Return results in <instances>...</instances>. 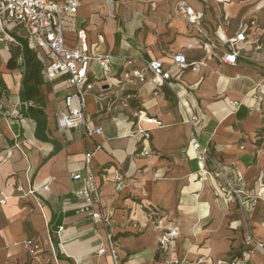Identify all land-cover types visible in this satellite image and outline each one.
<instances>
[{"label":"crops","instance_id":"1","mask_svg":"<svg viewBox=\"0 0 264 264\" xmlns=\"http://www.w3.org/2000/svg\"><path fill=\"white\" fill-rule=\"evenodd\" d=\"M180 1L201 17L199 27ZM79 2L65 19L68 46L85 30L93 52L113 57L102 85L99 65L91 64L96 86L86 96L87 117L102 135L59 129L56 114L70 89L66 77L47 83L42 63L46 124L38 129L21 94L23 75L8 68L15 45L0 51V264H114L98 253L109 234L121 264H264L262 249L242 258L247 232L264 243V0ZM243 28L242 56L226 65L225 42ZM175 54L197 66H171ZM151 60L171 70L163 86L147 72ZM192 136L211 149L206 166L190 147ZM89 152L107 222L80 212L73 195L84 182L72 175H85ZM215 165L232 179L242 174V187L259 199L253 212L227 200ZM173 229L179 238L161 250ZM30 240L39 246L36 256Z\"/></svg>","mask_w":264,"mask_h":264},{"label":"built area","instance_id":"2","mask_svg":"<svg viewBox=\"0 0 264 264\" xmlns=\"http://www.w3.org/2000/svg\"><path fill=\"white\" fill-rule=\"evenodd\" d=\"M113 4L115 0H106ZM178 7L183 11L187 21L192 27H199L201 17L185 1H180ZM80 8L79 0H0V51L4 45L19 46L18 38L24 39L30 50L37 56L43 65L44 80L53 84L56 80L66 77L69 86V93L64 99V109L56 114L57 125L60 130L81 129L86 137L102 135V128H93L86 114V96L95 90L96 83L90 80L91 64L96 62L101 71L102 85L112 71L113 57L109 54L101 55L93 52L89 44L87 33L80 30L77 33V44L68 46L65 34V19L75 16ZM19 29L22 34L13 36L10 31ZM248 41L247 29L243 28L236 35L228 38L225 42L223 52V63L235 66L242 56L240 45ZM171 66L179 67L182 70L193 68L197 65L189 64L183 54H175L172 57ZM147 72L151 74L152 81L157 86H163L171 80L172 73L167 65L158 60H151L147 63ZM136 77L146 81V75L138 71ZM260 94L264 96V86L259 87ZM143 116V115H142ZM153 119H147L152 124ZM192 124L198 122V117L193 116ZM144 133V131H141ZM190 147L196 152L197 161L201 165H207L212 161L210 147L203 145L196 136H192ZM150 151H144L148 156ZM94 153L89 152L85 156V175L80 171L72 175L74 181H83L84 186L73 195L81 203L80 212L94 220L107 222V217L99 208L101 204V189L96 183L91 159ZM212 175L222 180V189L231 203H235L242 211L253 212L259 199L250 195L241 185L243 176L235 172L234 179L230 178L227 171L215 165ZM20 190H22L20 188ZM6 198L1 201L5 203ZM179 238L178 229L167 231L159 241V248L166 251L170 245ZM31 256L38 254L39 246L35 241L27 242ZM117 243L114 237L107 236V247L101 246L99 255L109 253L114 264H121L116 252ZM247 248L242 258L250 257L255 249L264 250V243L258 241L253 233L247 232L245 238ZM180 260H171L167 264H180Z\"/></svg>","mask_w":264,"mask_h":264},{"label":"trees","instance_id":"3","mask_svg":"<svg viewBox=\"0 0 264 264\" xmlns=\"http://www.w3.org/2000/svg\"><path fill=\"white\" fill-rule=\"evenodd\" d=\"M18 40L19 46L11 51L8 68L10 70L20 69L23 75L21 94L27 104L29 115L37 121L39 129L46 124L42 111L43 99L40 93V86L43 84L42 65L30 50L28 43L22 38Z\"/></svg>","mask_w":264,"mask_h":264},{"label":"rangeland","instance_id":"4","mask_svg":"<svg viewBox=\"0 0 264 264\" xmlns=\"http://www.w3.org/2000/svg\"><path fill=\"white\" fill-rule=\"evenodd\" d=\"M10 33H11L13 36L17 37V38H18L19 35L22 34V32H21L19 29H16V30H14V31H10ZM18 39H19V38H18ZM14 49H16L15 46H10V50H11V51L14 50ZM87 112H89V100H88V103H87Z\"/></svg>","mask_w":264,"mask_h":264}]
</instances>
